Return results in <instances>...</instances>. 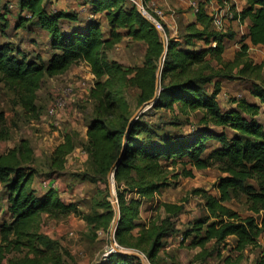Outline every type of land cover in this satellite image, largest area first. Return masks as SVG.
Masks as SVG:
<instances>
[{
    "label": "trees",
    "instance_id": "16d2710c",
    "mask_svg": "<svg viewBox=\"0 0 264 264\" xmlns=\"http://www.w3.org/2000/svg\"><path fill=\"white\" fill-rule=\"evenodd\" d=\"M86 1L93 14L104 13L106 38H103L100 25L95 20L81 22L78 15L72 12H49L43 0H20V9L25 10L48 34L52 53L44 62L38 56H28L18 48L13 50L1 44L0 84L11 90L23 112L33 117L37 112L36 92L43 78L59 76L77 63H85L96 79L90 97L96 104V111L105 118L91 119L86 130L93 168L103 173L111 172L116 183H132L135 179L141 182L148 177L151 179L161 169L163 159L172 162L186 159L185 165L195 170L207 169L216 160L219 171L224 174L215 185L218 196L198 191L204 197L206 214L195 219L191 231L186 232V237L192 235L189 246L199 248L197 257L209 251L206 248L208 244L216 249H226L229 237L235 240L231 252L242 255L248 248H257L258 239L264 231V219L260 222L257 220L260 212L264 211V129L256 117L261 108L264 116V87L255 83L251 85L250 95L258 100L259 105L240 99L236 101L234 109L221 112L216 101L219 87L215 86L210 93L204 89V85L213 78L199 76L192 70L193 66L207 63L205 59L209 55L220 63L224 39L231 36L210 29L211 18L201 9L197 10L195 23L187 27L188 33L184 38L187 46L183 48L177 40H167L157 93L155 62L163 49L158 32L135 8L126 6L123 0ZM246 18L250 19L247 37L251 45L264 47V0H246V7L237 15V19L242 21ZM65 24L69 28H63ZM197 25L201 30L196 28ZM123 37L146 45L143 68L128 71V74L122 72V75H130L128 82L139 90L141 103L149 104L150 109L154 110L171 111L176 107L189 112L197 111L202 115L203 127H194L188 134L177 136L170 132H156L140 120L121 118L115 125L107 122L116 109L110 92L109 75L118 72L119 68L107 63L106 53ZM191 40L201 41L203 47L189 49ZM247 51L248 47L242 44L234 61L225 67H241V77L258 74L261 65H252L250 60H246ZM166 77L169 78L168 83H164ZM2 117L0 113V122ZM2 139L0 135V141ZM211 142H217L219 147L202 157L206 143ZM70 149L69 142L58 146L51 154L50 166L62 167L61 160L72 151ZM31 161V150L25 141L0 156V183L7 192V209L11 216L9 222L0 224V264H45L47 258L40 246L50 248L51 244L37 231L39 218L41 214L53 216L54 211L66 214L73 208L60 204L56 188L49 187L40 196L26 189L28 182L37 174L34 168L22 166ZM141 163L143 166L138 167L137 164ZM183 176L191 177V170L183 172ZM160 188L150 182L137 195L152 196ZM238 193L245 196L252 216L241 218L223 206L231 195ZM118 203L120 224L117 237H120L136 223L139 202L136 199L124 202L119 196ZM168 233L161 231L156 235L148 256H144L149 263L161 247L158 244L160 239ZM14 255H22V258L12 260ZM105 261L104 264H143L136 256L120 252L108 256ZM263 263L262 258L256 264Z\"/></svg>",
    "mask_w": 264,
    "mask_h": 264
},
{
    "label": "rangeland",
    "instance_id": "374dc122",
    "mask_svg": "<svg viewBox=\"0 0 264 264\" xmlns=\"http://www.w3.org/2000/svg\"><path fill=\"white\" fill-rule=\"evenodd\" d=\"M19 1L0 0V16H2L0 45L6 44L13 50L18 48L28 56H38L46 62L52 53L48 44V34L25 10L20 9ZM186 1V9H183L181 0H170L168 5L161 3L162 6L155 5V7L149 6L144 0L151 9L156 8L162 13L160 22L163 31L158 34L163 49L161 56L155 62L157 93L160 87V66L166 55V44L169 39L162 22L165 14L173 16L177 29L172 32L175 36L172 39L177 40L183 48L187 46L184 42L188 33L187 27L194 24L185 25L191 18V15L183 16L185 11L193 13L195 20L199 9L208 13L207 16L211 20L219 17L222 23L225 20L229 26L235 20L231 11L233 7L229 5L233 0ZM43 3L49 12H52L53 8L59 11L68 10L62 12L77 14L81 22L88 19L97 21L103 38L107 37L104 13L93 14L86 0H43ZM229 26H226V34L232 36L235 33L232 32V26ZM63 28L69 27L65 24ZM213 28L216 29L214 26ZM197 29L201 30V27ZM190 45L189 49L194 46L203 47V43L199 40H191ZM252 50L248 51L246 60H250L252 65H261L259 73L253 76L241 77V67H225L232 62L225 63L223 57L218 63L209 55L205 59L207 63L193 66L192 70L195 74L213 78L210 83L204 85L205 91L210 93L215 86L219 87L217 105L221 112L234 109L237 100H246L253 83L264 87V49L257 47ZM145 53L146 45L129 37H123L106 53L107 63L119 68L118 72L109 75L112 86L110 92L116 109L107 122L115 125L121 118L140 120L156 132H170L177 136L188 134L194 127H203L202 115L197 111L189 112L176 107L171 111L154 110L150 109L149 104L141 103L139 90L128 82L130 75H122V72L128 74V71L143 68ZM224 53V57L231 60L236 54L230 47ZM168 81L169 78L166 77L164 83ZM95 83L96 79L91 74L90 68L83 62L70 67L59 76H45L36 92L37 112L33 117L26 115L15 94L0 84V113L3 114L0 122V135L3 136L0 150L7 143L18 145L25 137V142L32 152V161L24 164V167L36 170L38 184L48 179L55 181V192L60 193V198L58 197L60 204L73 207L66 214L54 211L53 216L48 217L43 214L39 218L37 231L51 244L50 248L40 246L47 258L45 264H104L108 256L118 252L146 257L151 243L161 231L169 233L160 239L158 244L161 247L151 260V264H256L264 259L263 246L260 244L264 240L258 241L257 248L246 249L242 255L229 251V248L216 249L208 244L206 248L209 251L197 257L199 248L189 246L192 235L186 237V232L191 231L195 219L206 214L204 197L198 191L218 196L215 185L218 178L224 176L218 169V161L213 160L212 166L207 169L195 170L185 165L186 159L173 162L163 159L160 162L161 169L156 171V175L151 179L148 177L142 182L135 179L132 183H116L111 172L103 173L93 168L86 130L91 119L95 117L105 119L96 111V104L90 97ZM58 103L62 106H58ZM260 119L264 125V119L262 117ZM258 123L264 129L259 121ZM65 142H69L72 151L62 158V167L55 165L52 168L51 154ZM217 147H219L217 142L206 143L202 157ZM137 165L142 167L143 163ZM186 170H191V177L183 176ZM132 176L136 178L134 173ZM148 182L162 188L155 191L152 196H138L139 190L148 185ZM6 196L7 192L0 184V209ZM119 196L124 202L136 199L139 208L132 229L117 237L118 224H120ZM4 203L7 205V201ZM225 203L241 218L253 215L244 195L233 194ZM262 219H264V211H261L257 218L258 222ZM2 222L1 217L0 224ZM21 258L22 255H14L12 260ZM148 260H144L143 264H150Z\"/></svg>",
    "mask_w": 264,
    "mask_h": 264
},
{
    "label": "crops",
    "instance_id": "0c3cea01",
    "mask_svg": "<svg viewBox=\"0 0 264 264\" xmlns=\"http://www.w3.org/2000/svg\"><path fill=\"white\" fill-rule=\"evenodd\" d=\"M161 3H163L165 5H168L170 3V0H149L148 1L149 6H153V7H155V5L162 6ZM180 3H181V6L183 7V9H186L187 1L186 0H181ZM229 5L231 7H233L231 11L234 13V19L235 20L230 24V26H232V32H234L235 34H233L231 36V38H225L224 39V42H223V45H224L223 48H224V50H223L222 57H223V61L224 60L226 61L225 63L233 62L234 59H235V57L232 60L230 58H225L224 57V55H225L224 52L229 47L231 49H233V51H235L236 53L240 50V47H241L242 44H244V45H246L248 47V51L249 52L250 51H253L252 50L253 48L254 49H257V47H262V46H252L251 43H250V41H249V38L247 37L248 36V27L250 26V19L249 18H246V19H244L242 21H240L239 19H237V15L246 7V0H233V1H231L229 3ZM53 11H59V10L57 8H56V10L53 8ZM61 11H68V10H61ZM232 12H230V13L233 14ZM206 14L208 15V13H206ZM186 15L187 16L188 15H191L190 16L191 18L188 19L189 22H186L185 25H188L190 23H195V17L193 15V13H189L188 11L187 12L185 11V13L183 14V16L186 17ZM162 19H163L162 20L163 25H164V27L166 28V30L168 32L167 33L168 34V38L169 39L175 38V36L173 35L174 33H172V32L177 29V24H176L173 16L171 14H165ZM224 23H226L225 20L222 23V27L221 28H217V29H214L213 28V25L211 24L212 26L210 27V29H213L214 31H216V30L217 31H221L220 32L221 34H226L227 33L226 32V30H227L226 26H229V23H226L225 25H224ZM196 27L198 28L199 26L197 25ZM232 32H230V33H232ZM196 44L199 45V43H196ZM262 48L264 49V47H262ZM248 51H247V53H248ZM248 93H249V95L246 98V101L249 102V103H251V104L259 105L258 100L256 98L252 97L250 95V92H248ZM216 101H217V99H216ZM262 109L263 108H261V111H260L259 115L256 117V119H258V121L263 125V122L260 119V117H262L264 119V116L262 115ZM25 139L26 138L24 137L21 140L22 141H25ZM16 146L17 145H14V144H11V143H7V144L3 145L1 147V150H0V156L5 155L9 150H12ZM31 158H32V152H31ZM22 166L24 167V164ZM37 181L38 180L36 179V177L32 178L28 182V184L26 185V189L27 190H32L34 192L35 196H40L44 192L39 188ZM58 197L60 198V193L58 194ZM5 201H7V196H6V200L3 201V206L1 207L0 210H3L5 208V205H6L4 203ZM223 206H225L226 208L232 210L231 208H229V207L226 206V203H223ZM41 216H43V214H41ZM262 234L259 237L258 241L264 240V235H262ZM234 241H235L234 240V237H229L227 239V243H228V247L227 248H229V251H230V248L231 247H234V243H235ZM260 244H262V246H264V241L263 242L261 241Z\"/></svg>",
    "mask_w": 264,
    "mask_h": 264
},
{
    "label": "built area",
    "instance_id": "2783aa9c",
    "mask_svg": "<svg viewBox=\"0 0 264 264\" xmlns=\"http://www.w3.org/2000/svg\"><path fill=\"white\" fill-rule=\"evenodd\" d=\"M124 3L128 6H131L137 10V12L145 18L152 26L153 28L158 32L161 33L162 30V25L160 22V19L162 17L161 11L158 9H151L147 4L144 2V0H123ZM8 7V6H7ZM11 8V6H9ZM212 25L217 29L222 27V21L220 20L219 17H214L212 20ZM212 47L215 46L214 43L211 44ZM58 106H62V104L58 103ZM41 182V184H40ZM38 186L42 191H47L49 187L56 188V183L52 180H45V181H40ZM3 218V221L9 222L11 219L10 213L7 209V205L3 210L0 211V218ZM263 251H264V246H263ZM136 253V252H135ZM137 258L141 260L143 263L145 259L144 256L136 254Z\"/></svg>",
    "mask_w": 264,
    "mask_h": 264
},
{
    "label": "water",
    "instance_id": "95a60500",
    "mask_svg": "<svg viewBox=\"0 0 264 264\" xmlns=\"http://www.w3.org/2000/svg\"><path fill=\"white\" fill-rule=\"evenodd\" d=\"M111 253V252H110ZM131 255H134V256H137L136 254H134V253H131ZM138 257V256H137Z\"/></svg>",
    "mask_w": 264,
    "mask_h": 264
}]
</instances>
